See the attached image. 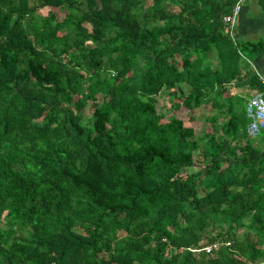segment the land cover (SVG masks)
I'll return each instance as SVG.
<instances>
[{
  "label": "trees",
  "instance_id": "1",
  "mask_svg": "<svg viewBox=\"0 0 264 264\" xmlns=\"http://www.w3.org/2000/svg\"><path fill=\"white\" fill-rule=\"evenodd\" d=\"M147 2L0 0V264H264V132L229 94L264 41L226 35L236 0ZM207 105L198 134L164 112Z\"/></svg>",
  "mask_w": 264,
  "mask_h": 264
},
{
  "label": "crops",
  "instance_id": "2",
  "mask_svg": "<svg viewBox=\"0 0 264 264\" xmlns=\"http://www.w3.org/2000/svg\"><path fill=\"white\" fill-rule=\"evenodd\" d=\"M239 16L238 26H236V41L242 44L264 41V35H262L264 32V10L261 8L259 0H252L245 4ZM243 58H245L248 66L243 67V61L240 63V67L245 68L246 71L244 70L238 82L230 85L229 94L248 101L255 93V91L250 88L247 79L249 74L254 72L251 68V64H253L254 68L264 76V53H255L253 58L249 59L246 57ZM207 107L209 108L208 105ZM212 114L213 113H208V116Z\"/></svg>",
  "mask_w": 264,
  "mask_h": 264
},
{
  "label": "built area",
  "instance_id": "3",
  "mask_svg": "<svg viewBox=\"0 0 264 264\" xmlns=\"http://www.w3.org/2000/svg\"><path fill=\"white\" fill-rule=\"evenodd\" d=\"M251 1L252 0H236L230 13L222 17V23L225 26V33L233 41H236L237 19L243 6ZM251 68L254 70L259 82L263 86V92L254 93L245 105L246 117L249 120L247 133L250 137L257 138L260 133L264 132V76L254 68L253 64H251ZM215 247L216 246L208 247L206 252H210L211 249Z\"/></svg>",
  "mask_w": 264,
  "mask_h": 264
},
{
  "label": "rangeland",
  "instance_id": "4",
  "mask_svg": "<svg viewBox=\"0 0 264 264\" xmlns=\"http://www.w3.org/2000/svg\"><path fill=\"white\" fill-rule=\"evenodd\" d=\"M151 0H148V4L150 3ZM40 15L41 16H47L48 13H53L56 15L57 19L58 20H62L64 14H65V11L63 10H60V9H54V8H44L42 9L40 12ZM240 19V16L238 17L237 19V26H238V20ZM89 28V26H87ZM237 29V27H236ZM237 33V32H236ZM264 35V32L263 34ZM262 75V74H261ZM263 76V75H262ZM100 100V98L98 99ZM164 102L165 99H164ZM90 104V103H89ZM88 104L87 107H85L82 111H81V118H80V123L81 124H85V122L88 120V118L91 116L92 114V108L90 107V105ZM165 108H167V103L164 105ZM210 108H208L207 106L205 107H201L198 109V111H194L193 114L192 113H188L184 110H180L179 112H169V110L167 111V109L164 110L165 112V115L166 116H169V115H173L175 114L176 116L180 117V118H187V117H192L193 119L191 120L192 122L190 121H187L186 122V125L187 126H194L196 129V132L197 134L200 133V132H203L206 128V123H205V118L208 116V113H213L214 111H212L211 109L209 110ZM196 163H197V160H196ZM226 220L227 218L225 217H222L220 215H214L213 216V219H212V224L210 225L209 229H214V228H217L223 224L226 223ZM241 232H239L238 234H240ZM119 235H123V233H119Z\"/></svg>",
  "mask_w": 264,
  "mask_h": 264
}]
</instances>
